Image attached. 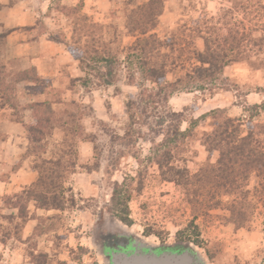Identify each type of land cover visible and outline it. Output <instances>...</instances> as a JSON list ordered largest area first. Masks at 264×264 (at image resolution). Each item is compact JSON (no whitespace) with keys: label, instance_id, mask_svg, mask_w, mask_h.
Returning a JSON list of instances; mask_svg holds the SVG:
<instances>
[{"label":"rangeland","instance_id":"1","mask_svg":"<svg viewBox=\"0 0 264 264\" xmlns=\"http://www.w3.org/2000/svg\"><path fill=\"white\" fill-rule=\"evenodd\" d=\"M127 1H24L31 9H20L26 13L25 20H33L34 29H25L27 25L17 29L28 40L43 37V50L53 51L40 69L29 64L30 61L22 63L19 57L7 56V43L0 41L3 52L0 78L8 86L15 87L6 92L14 106L5 104L6 110L0 111V264H108L103 247H116L121 238L128 242L133 237L158 248L190 245L205 264H264V193L253 198L255 211L247 226L236 227L229 222L224 209H213L195 217L181 187L161 176L153 152L165 128V125H159V119L169 109L181 112L184 119L197 118L215 108L223 109L229 116L246 119L243 108L262 100L260 88L264 87V66L255 69L244 62L227 65L223 75L229 79L228 90L213 94L176 92L165 102L151 104L145 111V93L148 91L142 95L140 92L143 87L156 88L148 81L143 82L144 85L137 81L131 83L125 72H121L115 84L108 86L102 85L97 78H92L87 85L74 81L73 78L84 73L65 45L72 40L73 29L90 24L88 30L92 33L87 40L91 44L101 45L103 41L113 40L110 46L116 49L130 43L133 37L125 28V15L130 8ZM236 1L164 0L153 32L161 39L176 42L175 50L168 58L176 65L173 74H168L169 79L179 73L182 63L186 64L182 60L188 48L203 47L197 33L185 27L192 28L200 17L214 16L216 19L222 9L231 7ZM242 16V12L234 14L237 19ZM230 17L232 15L227 14V19ZM92 23L100 24L101 29L91 26ZM4 30L7 29L0 27V32ZM55 45L60 46L64 58L55 59ZM180 49H185L181 56ZM27 68L42 76L38 83L15 82ZM129 98L137 122L130 135L126 134V101ZM60 99L64 104L53 103L52 108H67L66 112L75 120L69 128L79 135V139L71 142L57 128L31 142L24 151H17L23 141H27L25 137L29 138L25 125L32 123L35 115L30 104ZM50 112L46 106L37 114L40 117ZM20 119L23 125L20 130L24 132L22 140L10 122ZM255 121H264L263 110L259 111ZM210 122H199L197 131L174 149L176 165L186 166L194 173L207 160L215 161L217 153H208L199 139L198 130L210 128ZM186 126L187 122L183 121L181 128ZM45 128L47 132L49 129ZM57 154L77 162L74 172L65 177L64 208L45 210L30 202L27 208L30 218L23 227H18V219H8L10 214L17 213V209L5 204L6 194L18 192L28 185L22 182L29 177L25 175L21 179V172H31L32 165L40 158ZM35 174L37 176L36 171ZM116 182L124 183V189L130 192L126 222L116 217L112 210L111 194ZM254 183L252 176L250 185ZM123 230L129 232V237L120 235Z\"/></svg>","mask_w":264,"mask_h":264},{"label":"trees","instance_id":"2","mask_svg":"<svg viewBox=\"0 0 264 264\" xmlns=\"http://www.w3.org/2000/svg\"><path fill=\"white\" fill-rule=\"evenodd\" d=\"M16 1L8 0V5L11 6ZM127 4L130 8L125 15V28L126 33L133 37L128 44L119 45L116 49L110 46L114 43L113 40L103 41L101 45H96L95 42L91 44L87 40L92 33L88 30L90 24L73 29L72 40L65 45L68 54L84 73L83 76L73 78L74 81L87 85L92 78H97L102 85L108 86L119 80L121 72H125V77L131 83L137 81V84L144 85L143 82L148 81L156 88L153 90L143 87L140 92L142 95L148 91L145 93V111L151 104L165 102L176 92L199 91L213 94L219 90H228L229 79L223 75V68L227 65L244 62L255 69L264 66V0H237L231 7L222 9L216 19L214 16L200 17L195 26L185 27L197 33L203 41V47L188 48L185 58L180 59L187 65L182 63L179 73L171 79L168 74H173L176 65L174 61H168V58L172 56L176 42L161 39L153 32L163 11L164 0H128ZM74 12L75 10L72 13ZM239 12L243 14L241 19L234 18V14ZM227 14H231L233 20L231 17L227 19ZM92 24L91 26L101 29L100 24ZM25 27L33 29L34 25ZM9 31L0 32L2 44L6 43ZM184 50H181L179 56L185 53ZM0 56H3L1 50ZM41 78L40 74L27 68L22 70L21 76H18L15 82L38 83ZM14 88L0 78L1 106H14V102L6 93ZM260 89L261 102L243 108L247 113L246 119L241 116H229L221 108L189 119L182 118L181 112L169 109L166 115L159 119V125H165V128L161 141L153 149L155 162L163 179L181 187L195 217L207 214L213 209H224L227 212V220L236 227H244L250 223L256 206L253 198L257 197L258 193L259 197L264 193V121H255L259 111H264V87ZM53 103L64 104L61 99L35 101L30 104L29 108L35 115L33 122L25 125L29 146L31 142L40 140L57 128H60L64 137L69 138L71 142L79 139V135L69 128L75 121L73 115L66 112V107L52 108ZM132 104V99L129 98L126 101V134L129 135L137 123L134 120ZM46 106L51 112L39 117L37 112ZM202 120L211 122L210 128L198 130L201 144L208 153L216 152L217 157L213 162L207 160L196 172L191 173L186 166L176 165L173 151L197 131ZM183 121L187 122L184 129L181 128ZM46 126L49 129L47 132ZM76 165V159L67 160L63 154L40 158L39 162L32 165V169L37 172L36 178L20 191L6 194L5 204L17 209V213L10 214L8 219H18V227H23L30 218L27 210L30 202L36 208L45 210L63 209L65 177L67 173L74 172ZM252 176L255 183L251 186ZM129 198L130 192L124 189V183L116 182L111 194L112 210L116 217L125 222L128 221ZM108 243L110 245L111 242ZM126 243L125 238L117 242L120 245Z\"/></svg>","mask_w":264,"mask_h":264},{"label":"crops","instance_id":"3","mask_svg":"<svg viewBox=\"0 0 264 264\" xmlns=\"http://www.w3.org/2000/svg\"><path fill=\"white\" fill-rule=\"evenodd\" d=\"M24 1L26 2V0H19L18 2L9 6L8 0H0V24H1L0 27L10 30L6 35V43H7L6 53L7 56L19 57L22 63H24V61L29 63L30 61L29 64H34L38 67V69H40L44 61L48 59V56H50L53 53V51L52 50L50 51L49 49V51L45 52V50H43L44 49V47L42 46L43 37H39V38L37 37L32 40H28L25 38L24 36L25 34H23V32L20 31V29H17L18 26H23V25L33 26L34 24L33 20L32 21L25 20L27 16L26 13H24V11L30 10L31 8L27 5H24ZM20 7H23L24 11L21 10ZM58 57L64 58L65 56L64 54H61L60 46L55 45V59H57ZM69 67L74 68L75 66L70 65ZM5 107H6L5 105L0 106V111L6 110ZM10 122H11V127L13 128L14 131H17V133L20 134V138L22 140V136L24 135L23 130H20V127L23 129L22 121L16 120ZM11 132L12 131H10V133ZM25 138L27 141H23V144H21V146L18 148L17 151L22 152L28 148L29 142L27 137ZM8 140L6 141L8 142ZM32 170L31 172L30 171L21 172L22 175L21 179L25 175L29 178L25 179L23 182L21 180L19 183L22 182L29 184L30 182H32L36 178L35 170L33 171Z\"/></svg>","mask_w":264,"mask_h":264},{"label":"water","instance_id":"4","mask_svg":"<svg viewBox=\"0 0 264 264\" xmlns=\"http://www.w3.org/2000/svg\"><path fill=\"white\" fill-rule=\"evenodd\" d=\"M120 235L129 237L123 230ZM114 246V245H113ZM108 264H205L203 258L190 245L158 248L147 241L133 237L126 245L103 247Z\"/></svg>","mask_w":264,"mask_h":264},{"label":"flooded vegetation","instance_id":"5","mask_svg":"<svg viewBox=\"0 0 264 264\" xmlns=\"http://www.w3.org/2000/svg\"><path fill=\"white\" fill-rule=\"evenodd\" d=\"M117 245H120V244H117Z\"/></svg>","mask_w":264,"mask_h":264}]
</instances>
